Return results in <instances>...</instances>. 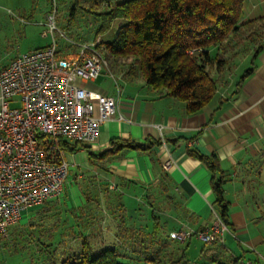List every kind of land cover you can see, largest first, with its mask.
Here are the masks:
<instances>
[{
    "label": "crops",
    "instance_id": "crops-1",
    "mask_svg": "<svg viewBox=\"0 0 264 264\" xmlns=\"http://www.w3.org/2000/svg\"><path fill=\"white\" fill-rule=\"evenodd\" d=\"M260 16H264V0H245L242 19ZM257 46L256 42L240 44L241 51L223 68L222 86L195 112L187 111L183 101L152 88L128 70L112 72V76L102 72L95 80L83 83L95 93L112 96L117 111L100 126L95 142L84 146L68 142L65 184L70 188L64 187L62 199L56 197L35 205L38 208L29 214L26 226L37 216L35 212L43 210L45 219L55 214L58 220L53 227L58 228L50 233L53 242L66 233L63 230L59 235L62 228L71 226L67 210L87 204L91 209L84 212L86 221L79 216L74 221H84L86 230L99 224L113 240L127 244L135 235L121 238L109 229L116 224L114 210H125L123 196L141 203L146 195L142 203L153 218H158L156 213L171 214L170 231H200L219 213L221 204L213 190V183L219 181L229 230L221 240L205 244L199 252L207 258L204 264H228L231 260L236 264L239 260L241 264L244 260L248 264H264V225L260 227L258 216L264 199L261 203L255 199L258 195L264 198V47L255 52ZM112 140L159 143H151L147 149L127 146L114 150ZM68 147L75 150L68 151ZM196 153L214 161L216 166L210 168ZM76 155L78 159L74 158ZM167 160L171 164L164 169ZM100 209L105 216H100ZM108 219L112 220L111 226L106 225ZM191 239L182 241L187 243L186 250ZM105 242L108 247H116L111 240ZM157 242L161 251L156 258L163 254L168 264H173L180 248L170 251L168 242ZM181 257L178 264L185 261L183 252Z\"/></svg>",
    "mask_w": 264,
    "mask_h": 264
},
{
    "label": "built area",
    "instance_id": "built-area-1",
    "mask_svg": "<svg viewBox=\"0 0 264 264\" xmlns=\"http://www.w3.org/2000/svg\"><path fill=\"white\" fill-rule=\"evenodd\" d=\"M55 13L54 7L43 32L51 36L49 44L18 53L0 66V239L24 210L64 191L68 142H95L100 126L117 111L112 96L83 85L95 80L107 65L101 39L72 41L57 29ZM56 34L67 41L64 49L58 47ZM170 164L167 160L163 168ZM228 230L214 214L202 230L179 228L169 238L182 242L196 235L212 244Z\"/></svg>",
    "mask_w": 264,
    "mask_h": 264
},
{
    "label": "trees",
    "instance_id": "trees-1",
    "mask_svg": "<svg viewBox=\"0 0 264 264\" xmlns=\"http://www.w3.org/2000/svg\"><path fill=\"white\" fill-rule=\"evenodd\" d=\"M112 1L98 14L101 24L94 37L106 33L114 20L120 21L110 40L100 38L103 56L116 60L131 58L129 70L135 66L146 84L183 101L189 112L199 110L216 94L217 80L211 76V70L219 72L228 67L233 55L241 51L243 41L258 43L255 52L264 47V16L243 20L245 0ZM110 143L116 150L127 146L147 149L149 144L159 142ZM67 150L73 151L75 147ZM92 155L89 152V157ZM196 155L210 168L216 166L209 158ZM213 190L221 204L217 215L227 225V206L219 181L213 183ZM74 218L71 220L75 225ZM58 233L61 235V230ZM60 240L61 237L56 238ZM118 255L116 247L94 252L84 234L79 251L68 253L53 264H119Z\"/></svg>",
    "mask_w": 264,
    "mask_h": 264
},
{
    "label": "rangeland",
    "instance_id": "rangeland-1",
    "mask_svg": "<svg viewBox=\"0 0 264 264\" xmlns=\"http://www.w3.org/2000/svg\"><path fill=\"white\" fill-rule=\"evenodd\" d=\"M112 2V0H0V65H5L18 53L43 47L51 42V36L49 34L44 35L43 32L47 28L45 25L47 15L54 7L56 8L54 21L57 29L64 31L72 41L82 43L94 39L101 24L98 14L106 10ZM119 22L118 19L114 20L106 33L96 37L103 41L110 40L115 35ZM55 37L60 49L61 46H67V41L64 38L58 34ZM106 61L107 65L102 72L107 75H109L107 72L112 74L115 71L128 70L140 76L135 66L129 70V66L132 64H130L131 58L123 57L116 60L109 57ZM221 71L224 72L220 73ZM221 71L211 70V76L217 80L218 86H222V82H224L225 69H221ZM78 157L76 155L74 158L78 159ZM67 188L69 189L70 186L67 185ZM63 194L64 192L59 195L60 199L63 198ZM258 197L255 199L261 203L264 198L259 195ZM122 199L125 203V210L124 208L121 211L114 210L116 212L114 217L116 224L109 229H112L121 238L124 235L126 237L131 234L135 235L131 242L120 244L118 239L113 240L109 237L105 229L99 228V224L95 229L86 230L84 228L85 222L81 219L86 221L84 212L90 211L91 207L82 204L77 210L72 208L67 210V216L71 218L79 216L81 218L79 222H75V225L71 222L70 225H73L66 226V229L62 228L61 232L64 230L66 233L61 236L60 242L56 241L55 238L52 243H58L51 244L53 238L50 233L57 230L58 227L53 226L58 217L54 214V216L45 219V216L41 215L44 211L41 210L35 212L37 216L32 219L33 223L29 221L30 225L26 226L29 214L38 208L34 205L24 210L22 219L20 218L21 221L10 226L8 235L0 239V264H53L68 253L79 251L84 234L87 235L88 242L94 252L108 247L105 240H111L119 252L117 256L119 264H168L169 261L163 254L156 258L161 251V245L157 242L160 239L164 240V243L168 242L170 251L172 248H180L174 255L175 261L180 259L182 252L185 260L182 264H204L207 261V258L199 254L206 245L196 235L191 236L189 250L185 249L187 243L169 238V233L173 231H170L173 228L170 219L171 214L156 213L158 218H153L142 203L143 200L147 199L146 195L140 200L141 203L133 202L134 198H130L128 195L123 196ZM131 201L132 204H129ZM137 206H139L138 210L135 209ZM99 213L100 216H105L101 209ZM258 216L260 227H262L264 225V208ZM157 221H161L160 224L158 223L159 225H156ZM111 224L112 220L108 219L106 225L111 226ZM191 231L195 232L194 230ZM114 233H111L112 237H115ZM241 262L247 264L245 260ZM228 264L236 263L231 260ZM239 264H241L240 260Z\"/></svg>",
    "mask_w": 264,
    "mask_h": 264
}]
</instances>
